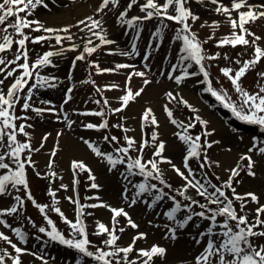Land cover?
I'll return each instance as SVG.
<instances>
[{
	"label": "snow or ice",
	"instance_id": "1",
	"mask_svg": "<svg viewBox=\"0 0 264 264\" xmlns=\"http://www.w3.org/2000/svg\"><path fill=\"white\" fill-rule=\"evenodd\" d=\"M69 2L75 3V0ZM192 2L144 0L141 3L140 0H128L121 9V0H99L92 14L77 19L75 23L52 26L37 17L36 12L40 8L50 12L52 7H67L65 0H59V3L58 0H0V204L5 199L9 200L6 205L0 206V242L4 245L0 246V264H23L26 255L40 264H49L45 248L50 243L74 250L78 254L74 264H168L169 247L180 241L190 227L200 229L192 237L200 249L192 258L194 264H264V188L259 191L244 188L248 179L264 178V138L253 136L251 145L238 156L235 164L223 169L226 179L222 180L213 171L222 167L221 162L211 152L221 145V140L215 138L217 130L179 91L165 92L166 102L162 105L169 123L176 128L171 134L175 139L174 145L162 137L161 123L152 107H145L139 118V138L135 135V129L127 126V117L120 115L152 84L149 78L152 68L148 61L153 54V44L158 51L165 31L170 27L169 22H172L177 27L169 42L173 46L179 43L180 46L174 62L170 52L166 56L168 68H162L159 75L166 76L177 86L202 75L200 82L206 84L204 92L214 97L236 119L257 126L264 132V84L259 83L264 80V71L256 73L258 80L255 91L242 83L249 71L256 70L264 61V35H258L250 27L264 21V0L257 3L251 0H195L196 4L223 17V23L231 29L229 34L217 39L216 31L221 27V21H203L201 28L207 26L212 29L211 34L203 40L193 30L201 17L192 9ZM207 5H211V9ZM134 7L138 8L139 14L130 15ZM109 13L115 16L116 24L126 28L125 35L129 31L132 33L128 50L108 47L117 45V41L110 38L107 27ZM149 21H155L154 31L150 34L141 60L142 70H137L136 64L123 62L115 63L112 67H101L98 59H90L102 49H106L107 55L140 56L138 44ZM74 28L78 30L77 33L73 32ZM211 40L216 41L217 48L231 46L235 49L241 46L252 49L248 59L239 58L244 54L238 53V58L231 61L229 66L220 68L221 75L230 81L235 98L228 89L223 86L217 88L213 84L209 62L219 60L222 54L220 51L208 52L205 45ZM45 44L47 50L33 58V49L29 45ZM69 52L77 54L70 61L67 74L69 86L57 107L51 99L40 98V92L56 89L64 83L58 75L45 70L58 68L59 61ZM223 59L230 61L231 58L224 53ZM77 62L86 63L88 69L87 79L79 83L92 85L100 97L92 100L96 108L74 111L75 115L97 118L95 122L89 120L83 123V129L103 133L115 128L123 134L122 137L102 135L103 144L109 145L110 150L102 146L101 140L80 137L93 156L105 164L106 171L116 173L123 204L113 206L103 200L98 194L103 185L97 182L98 177L90 164L82 158L73 159L69 169L73 175V194L63 197L74 206L70 218L62 210L58 195L61 191L69 190V184L63 183L64 177L56 168L63 130L56 133L44 171L38 168L34 157L45 149L52 133H44L36 144L33 143V134L35 120L46 115L55 117L57 122L64 123L69 129L75 124L65 106L72 101L77 86L72 83ZM93 68L95 75L130 71L125 73L123 88L117 83L101 87L93 79ZM133 77L142 79V85L137 90L131 87ZM111 90L123 92L116 98L117 107H112L110 100L104 96L105 91ZM180 105L190 110L191 115L178 117L175 113ZM118 115L119 122L110 124L109 117ZM198 125L200 130L194 131ZM231 131L243 140L238 135V129ZM173 148L180 151L179 165L173 160ZM226 151L231 152V147ZM30 170L36 178L48 181L46 195L50 202L41 203L35 198ZM169 170L181 184L174 186L170 182L171 178L167 175ZM81 173L86 174L90 182L88 190H95V194L86 196L83 202L78 192ZM57 181L60 183L53 187ZM165 199L172 202L163 212L167 223L161 225L152 220L147 223L150 228H163L161 239L168 244L154 241L138 247V242L148 240L149 233L140 230L141 225L133 219L131 210L143 204L146 210L155 211L159 216L161 213L156 210ZM29 203L38 210L45 226H37L31 217L23 215ZM97 209L109 211L110 219L108 222L95 219L90 231L89 220L95 216L94 210ZM51 214L58 216L67 226V233L60 229ZM10 219H26L39 234L46 237H36L45 248L30 249L27 246L28 230L22 225L14 226ZM129 229L135 232L125 245L122 236ZM92 237L97 238L99 244Z\"/></svg>",
	"mask_w": 264,
	"mask_h": 264
},
{
	"label": "rangeland",
	"instance_id": "2",
	"mask_svg": "<svg viewBox=\"0 0 264 264\" xmlns=\"http://www.w3.org/2000/svg\"><path fill=\"white\" fill-rule=\"evenodd\" d=\"M128 0H121V9L126 6ZM141 3L144 0H140ZM227 2V0H225ZM253 3L261 2V0H251ZM59 3V0H58ZM67 3V7L59 6L52 7L51 11H46L43 8L38 9L36 12V16L47 21L49 25L52 26H62L68 23H75L77 19H81L86 15L92 14L94 8L99 3V0H75V3H70L69 0H65ZM76 3H85L87 5V11L81 17L75 12L73 8V4ZM63 7V10H61ZM192 9L196 12L200 17V21L194 25L193 30L198 32L199 37L203 40L206 39L212 32L210 27H200V24L203 21H208L209 23L213 20H220L221 27L216 31L217 39L222 37L223 35L229 34L231 29L230 26L223 23L224 18L213 14L210 10H206L205 7H202L195 3L193 0L191 4ZM211 5H207L208 9H211ZM69 8L68 17L66 16L65 9ZM139 14L138 8L134 7L133 11L130 13ZM235 15V14H234ZM154 23L155 21H149L145 25V30L142 33V38L139 41L138 47L140 49V56L137 57H122L120 55H107L106 49H102L98 54L93 55L90 59L99 60L101 67H112L115 63H133L136 64L137 70H142L141 60L145 53V49L147 44L149 43L150 34L154 31ZM170 27L165 31V38L163 40L162 45L159 50H155V44H153L152 56L150 57L148 63L151 65L152 74L149 76L152 79V84L149 85L145 92L137 99L136 102L131 103L130 106L120 115L127 117V126L135 129V135L139 138L140 135V116L145 107H152L161 123V134L162 137L169 140L170 144H175V139L172 137V133L176 131V128L172 126L165 114L162 110V105L166 102L164 93L169 90L179 91L183 97L189 100L196 108L199 109L200 114L211 121V126L215 127L217 130L216 139L221 140V145L219 147H215L211 150L212 155L215 159L221 162L220 169H213L217 175L221 176V179H226V175L223 171L224 168L231 167L235 164L238 156L246 151L247 147L251 145V138L253 136L264 138V132H262L257 126L248 125L242 121H239L235 117L232 116L231 112L228 109H225L214 97H212L209 93L203 91L206 87L205 83H201L200 81L203 79L202 75L199 77H192L186 80L182 85L177 86L173 81H170L165 77H161L159 75L160 70L162 68H168L169 61L166 59V56L171 53L172 62L175 60L176 51L179 48V43L171 44L169 41L171 40L174 29L177 27L175 23L169 22ZM107 27L110 32V38L115 39L117 41V45L108 46L112 48L118 47L122 50H128L130 47V40L132 37V33L129 31L128 35H125L126 28L120 27L116 24L115 16L111 13L107 16ZM251 30L256 32L258 35H264V21H259L254 25H251ZM74 33H77V29H73ZM31 49H33L32 56L35 58L36 54L42 53L44 50H47V45H29ZM206 49L210 54L215 53L216 51L221 52V58L217 61L209 62L211 64V75L213 77V84L215 87L220 88L223 86L228 89L230 93H232V86L230 81H228L223 75L220 73V68L224 66H229L231 61H234L238 58V53H243L244 55L242 59H248L252 53L251 48L245 49L244 47L237 46L233 49L231 46H226L224 48H217L216 41L211 40L207 45H205ZM227 53L231 58L230 61H225L223 59V54ZM77 53H67L66 56L59 61L58 68H49L45 70L46 72L53 73L58 75L61 80L64 81L56 89L50 90H41L40 98L42 99H51L57 107L64 99V94L66 92L67 87L69 86V82L67 81V74L70 68V61L74 55ZM11 55V54H9ZM231 66L237 67L232 64ZM196 70V69H194ZM130 70H122L119 74H104V75H95V69H91L93 73V79L96 80L98 86L103 87L105 84L117 83L123 88L125 81V73ZM264 71V61H262L254 71H249L247 76L242 80V83L245 87L249 88V90L255 91L257 87V72ZM88 77V69L87 64L83 62H77L76 70L74 73V80L72 83H75L77 86L73 92V99L69 102L68 105L65 106V110L69 112L70 118L75 120V124L71 129L67 128L64 123L57 122L55 117L53 116H44L42 118H37L35 120V131H34V139L33 143L36 144L42 137V135L46 132H51L52 136L49 138L45 149L42 152L34 157V159L38 162V168L41 171L46 170L45 166L48 162L49 155L48 152L51 150L54 144V138L56 136L57 131L63 130V135L60 137V151L56 158V168L63 175V183L69 184L68 192L61 191L58 193L61 198V207L62 210L66 212V214L71 218L74 212V206L69 204L67 201L63 200V197L67 195H72V172L70 169V161L77 158H82L85 162L89 163L92 167L94 173L98 177L99 183L103 185L102 189L98 193L103 200L109 202L113 206H121L123 201L121 199V187L117 182L116 173L109 174L106 171V166L104 163L99 162L93 154L87 149V147L81 142L80 137H85L88 139L101 140L102 146L105 149L110 150V146L107 144H103L102 135H117L118 137H122V132L119 129L110 128V130L105 131L103 133L95 132L92 130H84L83 123L89 122L92 120L95 122L97 118H86L83 116L75 115L74 111H84L89 109H94L97 106L92 103V100L100 98L98 94L95 93L94 87L90 84H80L79 82L87 79ZM159 81V82H157ZM218 81V82H217ZM259 83L264 84V80L259 81ZM142 85V79L133 77L131 81V87L134 90H137ZM123 94L122 91L119 90H111L105 91L104 96L107 97L112 107H117L118 103L116 102V98ZM234 98L235 95L232 93ZM91 98V99H90ZM214 99L216 101H214ZM88 101V103H85ZM173 107H176L173 105ZM180 118H185L191 115L190 110L184 108L182 105L178 106V110L175 113ZM30 115H32L30 113ZM110 124H114L119 122L118 116L109 117ZM232 129H238V135L243 137V140L238 139L237 134L232 133ZM199 125L197 129L194 131H199ZM150 131V129L148 130ZM132 134V133H130ZM123 143V141H121ZM228 147H231V152L226 151ZM174 162L179 165L181 162V154L180 151L176 148H173ZM163 167L167 168V165ZM83 175V177H82ZM167 175L171 178L170 182L173 183L174 186H178L182 182L174 176V174L169 170ZM211 176V172H209ZM81 184L80 188H82V202L84 198L88 195L95 194V190L89 191L88 184L90 183L87 179V175L81 174ZM139 179V178H137ZM30 181H31V189L38 200V202H50V198L46 195L48 188V181L44 179H38L34 175L31 174L30 170ZM213 181H215L213 177ZM60 183L57 181L56 187ZM245 189H255L259 191L261 188H264V178H258L257 180L248 179V182L244 185ZM243 189H238L241 191ZM167 191V189H166ZM174 194V193H173ZM9 202L8 199L3 201V204L0 206H4ZM171 201L165 199L159 206L156 211H159L161 214L159 216L156 215L155 211L146 210L145 205L138 204L135 208L131 210V215L133 219L141 225V231H147L149 233L148 240L144 242H138V247H143L145 245H150L152 242L156 241L161 243L162 245H167L168 242L161 239L163 235V228L156 229L150 228L147 221L152 220L153 223L161 224L167 223L166 218L163 216V212L167 210V208L171 205ZM95 216L89 220L90 231L93 230V221L95 219H100L104 222H108L110 219V212L105 209H97L94 210ZM24 216L31 217L33 221H35L37 226H45L44 221L39 214L38 210L35 209L30 203L27 205L26 211L23 214ZM52 218L57 222L60 229L64 230L67 233V226L62 223L58 216L55 214H51ZM180 214H178L179 217ZM14 226H23L25 227L30 236H29V244L27 245L32 250H38L41 248H45V246L41 243V240L36 239L37 236H41L43 239V234H39L36 228H33L26 219L21 220H11ZM200 223L199 220L196 221ZM121 223L124 221L121 219ZM206 223V222H205ZM203 227V225L201 226ZM200 229L196 227H190L182 236L180 241L169 247L168 254V264H194L193 257L200 250L199 247L193 242L192 237H195L197 232ZM135 230L129 229L122 236V243L127 244L130 242L131 237L134 235ZM95 243L99 244V240L95 237H92ZM0 246H4L3 242H0ZM45 256L49 258V264H74L75 258L78 256L74 250L69 249L63 245H59L58 243H50L45 248ZM23 264H40L38 260H34L31 256L23 257Z\"/></svg>",
	"mask_w": 264,
	"mask_h": 264
},
{
	"label": "bare ground",
	"instance_id": "3",
	"mask_svg": "<svg viewBox=\"0 0 264 264\" xmlns=\"http://www.w3.org/2000/svg\"><path fill=\"white\" fill-rule=\"evenodd\" d=\"M73 8L75 10V12L78 13V15L81 17L83 14L86 13L87 11V5H85V3H76V4H73ZM65 9V8H64ZM69 8L65 9V12H66V16L68 17V14H69ZM63 10V7L62 9Z\"/></svg>",
	"mask_w": 264,
	"mask_h": 264
},
{
	"label": "trees",
	"instance_id": "4",
	"mask_svg": "<svg viewBox=\"0 0 264 264\" xmlns=\"http://www.w3.org/2000/svg\"><path fill=\"white\" fill-rule=\"evenodd\" d=\"M82 174V173H81ZM81 174L79 175V181H80V183H79V185H78V192H79V196H80V198H82V188H80V184H81V181H82V179H81ZM82 177H83V175H82Z\"/></svg>",
	"mask_w": 264,
	"mask_h": 264
}]
</instances>
